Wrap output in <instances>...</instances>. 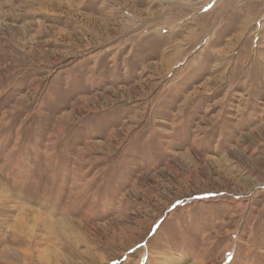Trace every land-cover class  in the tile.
I'll use <instances>...</instances> for the list:
<instances>
[{"label": "rangeland", "instance_id": "rangeland-1", "mask_svg": "<svg viewBox=\"0 0 264 264\" xmlns=\"http://www.w3.org/2000/svg\"><path fill=\"white\" fill-rule=\"evenodd\" d=\"M0 264H264V0H0Z\"/></svg>", "mask_w": 264, "mask_h": 264}]
</instances>
